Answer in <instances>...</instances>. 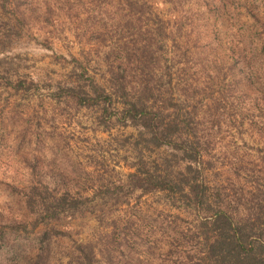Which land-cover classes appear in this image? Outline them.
<instances>
[{
	"label": "rangeland",
	"instance_id": "374dc122",
	"mask_svg": "<svg viewBox=\"0 0 264 264\" xmlns=\"http://www.w3.org/2000/svg\"><path fill=\"white\" fill-rule=\"evenodd\" d=\"M200 15L197 0H0V264H204L199 226L207 214L125 186L139 153L147 164L168 157L177 172L187 164L168 148L141 152L133 127L106 130L95 112L50 100L74 73L107 87L109 66L139 68L138 58H125L142 45L165 58L172 43L155 46L160 39L194 46ZM23 80L29 92L17 89ZM225 84L205 94L197 127L210 153L209 195L239 219L249 206L264 207V102ZM33 180L98 195L75 216L34 227L24 202ZM20 222L26 232L11 229Z\"/></svg>",
	"mask_w": 264,
	"mask_h": 264
},
{
	"label": "trees",
	"instance_id": "16d2710c",
	"mask_svg": "<svg viewBox=\"0 0 264 264\" xmlns=\"http://www.w3.org/2000/svg\"><path fill=\"white\" fill-rule=\"evenodd\" d=\"M197 1L201 17L194 46L175 37L160 39L155 46L172 43L165 58L167 52L158 51L159 47L152 51V44L142 45L125 58L127 65L131 56L138 58L139 68L109 66L107 87L87 79L85 72L74 73V82L57 86L50 100L66 109L95 112L106 130L133 127L138 130L135 147H141V152L168 148L187 164L177 172L171 170L168 157L161 164H147L139 153L125 186L143 195L165 193L184 208L207 214L199 226L204 264H264V207L249 206L239 219L219 210L205 181L208 143L197 127L205 94L216 85L228 81L241 97L254 98L255 105L259 99L264 102V0ZM201 71L203 96L197 92L195 76ZM17 89L29 92L30 84L20 81ZM29 169L39 172L34 166ZM86 190L71 189L60 180L25 184V207L36 217L34 227L83 211L98 195L94 189L93 197L86 196ZM27 228L20 222L11 229L26 232Z\"/></svg>",
	"mask_w": 264,
	"mask_h": 264
}]
</instances>
